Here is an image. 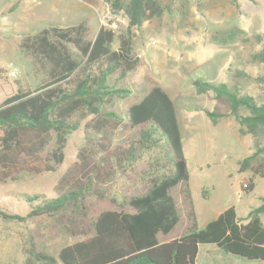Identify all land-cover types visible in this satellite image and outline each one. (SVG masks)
<instances>
[{"label": "rangeland", "instance_id": "374dc122", "mask_svg": "<svg viewBox=\"0 0 264 264\" xmlns=\"http://www.w3.org/2000/svg\"><path fill=\"white\" fill-rule=\"evenodd\" d=\"M159 2L160 14L131 28L124 10L113 8L108 0H0V105L20 88L35 91L46 82L49 67L22 48L25 37L45 28L86 23L88 40H94L101 27L113 29L117 34L113 48H119L121 37L132 38L139 60L125 78L118 72L110 76V88L124 91L106 95L101 114L84 109L73 115L77 129L68 135L64 161L54 171L21 173L0 182V209L20 216L89 181L102 195L92 191L84 210L71 203L55 218L27 222L0 218V264H42L35 255L39 253L62 264L58 254L64 246L93 235L90 219L103 211L119 210V202L146 192L147 179L154 172L151 164L169 160L164 146L126 169L117 166L113 155L122 141L138 136V129L128 125L127 109L156 86L174 101L190 171L189 181L172 189L181 221L165 238L186 233L193 215L204 227L231 205L246 223L250 212L262 204L264 179L239 170L240 161L254 152L252 135L240 133L226 98L213 90H200L194 82L225 83L257 100L264 97V84L259 81L264 77V63L253 58L264 43V0ZM104 112L117 116L110 118ZM51 149L41 152L37 163L47 161ZM36 195L38 200H27ZM261 219L264 224V213ZM196 264L264 262L204 244Z\"/></svg>", "mask_w": 264, "mask_h": 264}, {"label": "trees", "instance_id": "16d2710c", "mask_svg": "<svg viewBox=\"0 0 264 264\" xmlns=\"http://www.w3.org/2000/svg\"><path fill=\"white\" fill-rule=\"evenodd\" d=\"M108 2L113 8L124 10L131 28L162 10L159 0ZM87 32L86 23H80L67 28H45L23 39L22 48L47 65L49 71L46 82L35 91L20 88L0 105V182L14 180L21 173L54 171L64 161L68 135L77 129L73 115L84 109L99 115L106 95L124 91L110 88L109 78L117 72L125 78L137 68L139 60L133 53L132 38L121 37L115 50V30L101 27L94 40L86 38ZM253 58L264 63V43ZM259 81L264 84V77ZM194 84L228 100L240 133L254 139V152L240 161L239 170L264 179V97L257 100L225 83L197 79ZM104 113L110 118L117 116L114 112ZM126 119L130 128L139 132L116 148L113 156L119 168L133 167L137 159L161 146L169 160L157 159L151 164L154 172L149 174L145 193L119 202V210L103 211L90 219L93 235L64 246L58 254L62 264H196L204 244L214 245L225 254L264 262V198L250 212L246 223L240 221L236 207L231 205L204 227H199L193 215L194 221L186 233L170 241H159V235L171 234L181 221L172 189L190 179L177 111L171 96L156 86L127 109ZM48 146L52 149L47 161L37 163L35 159ZM92 191L102 196L89 181L84 187L33 207L26 216L0 209V218L19 222L55 218L71 203L84 210L85 198ZM38 199L39 195L27 197L30 202ZM35 255L42 264H58L53 256Z\"/></svg>", "mask_w": 264, "mask_h": 264}, {"label": "crops", "instance_id": "0c3cea01", "mask_svg": "<svg viewBox=\"0 0 264 264\" xmlns=\"http://www.w3.org/2000/svg\"><path fill=\"white\" fill-rule=\"evenodd\" d=\"M170 235V234H169ZM169 235H167V236H169ZM167 236H165V235H163V236H161V235H159L158 237H159V241L161 242V243H163V242H166V241H170V240H172V239H174V238H178V237H171V238H165V237H167ZM163 237V238H162ZM76 243V242H75ZM74 244V243H73ZM71 245V244H70Z\"/></svg>", "mask_w": 264, "mask_h": 264}]
</instances>
